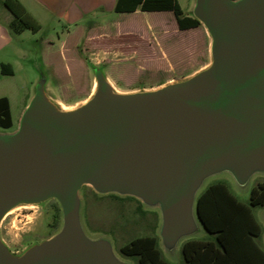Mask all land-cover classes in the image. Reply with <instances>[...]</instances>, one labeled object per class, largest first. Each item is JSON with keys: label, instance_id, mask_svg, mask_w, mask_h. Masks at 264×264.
<instances>
[{"label": "water", "instance_id": "95a60500", "mask_svg": "<svg viewBox=\"0 0 264 264\" xmlns=\"http://www.w3.org/2000/svg\"><path fill=\"white\" fill-rule=\"evenodd\" d=\"M190 16L210 39V61L185 78L119 92L91 66L94 91L65 108L38 70L16 130L0 133V226L10 211L50 201L60 226L18 251L0 233V264H130L108 237L86 232L84 186L156 210L159 246L173 258L205 231L195 201L209 179L227 175L246 190L264 176V0H194Z\"/></svg>", "mask_w": 264, "mask_h": 264}, {"label": "rangeland", "instance_id": "374dc122", "mask_svg": "<svg viewBox=\"0 0 264 264\" xmlns=\"http://www.w3.org/2000/svg\"><path fill=\"white\" fill-rule=\"evenodd\" d=\"M177 1L184 15H190L194 0ZM82 20L83 30L73 31L71 25L49 16L41 19L37 33L25 30L13 35L15 45L25 55L22 60L16 59L10 49L1 51L0 58L9 60L16 74L8 85L13 93V126L8 130L0 128V133L16 130L38 80V70L45 72L48 88L57 102L65 108H73L94 91L91 66L101 68L117 91L132 92L185 78L209 64L210 39L205 29L200 26L181 31L171 12L137 11L118 15L105 8L102 14L90 12ZM216 182L226 183L240 201L247 203L250 190L264 183V176H254L248 188L240 190L229 176L220 175L209 179L202 190ZM79 196L82 223L88 235L108 237L118 254L119 247L137 237L157 235L158 212L144 208L138 200L101 196L87 186L81 189ZM54 203L10 211L0 226L6 244L18 251L54 234L60 226V213ZM263 210L264 206L252 210L262 225ZM207 236L202 231L195 239ZM257 241L264 248V231ZM181 244L173 258L162 251L170 263L182 264ZM124 261L137 264L135 258Z\"/></svg>", "mask_w": 264, "mask_h": 264}, {"label": "trees", "instance_id": "16d2710c", "mask_svg": "<svg viewBox=\"0 0 264 264\" xmlns=\"http://www.w3.org/2000/svg\"><path fill=\"white\" fill-rule=\"evenodd\" d=\"M0 6L12 16L9 29L13 35L25 30L33 33L40 30V25L18 0H0ZM136 11L171 12L181 31L201 26L190 15H184L177 0H117L114 8L116 13ZM3 68L1 72L5 74ZM12 126L8 99L1 97L0 128L8 130ZM54 204L59 211L57 203ZM261 206H264V183L250 190L247 203L240 201L224 182L205 187L196 197L195 209L208 236L181 244L182 264H264V248L257 241L264 226L252 211ZM120 251L135 258L137 264H172L164 257L156 235L137 237L122 246Z\"/></svg>", "mask_w": 264, "mask_h": 264}, {"label": "crops", "instance_id": "0c3cea01", "mask_svg": "<svg viewBox=\"0 0 264 264\" xmlns=\"http://www.w3.org/2000/svg\"><path fill=\"white\" fill-rule=\"evenodd\" d=\"M3 1V0H2ZM26 12L31 15L40 25L41 19L49 16L56 17L59 21H64L71 25L73 31H82L84 23L82 17L90 12L102 14L103 9L108 8L114 12L117 0H18ZM137 12V11H136ZM118 15L132 13H116ZM135 13V12H133ZM12 20L11 14L0 6V53L5 48L13 51L18 60H22L25 55L23 51L15 45L13 34L10 32L9 24ZM41 26V25H40ZM196 29V28H194ZM192 30V29H190ZM17 61V60H15ZM4 66L2 74L1 67ZM15 69L9 60L0 58V98L6 97L9 102L11 112V95L9 86L14 80ZM8 83V84H7ZM12 117V116H11ZM13 122V120H12Z\"/></svg>", "mask_w": 264, "mask_h": 264}, {"label": "flooded vegetation", "instance_id": "af4514ba", "mask_svg": "<svg viewBox=\"0 0 264 264\" xmlns=\"http://www.w3.org/2000/svg\"><path fill=\"white\" fill-rule=\"evenodd\" d=\"M57 211H58V210H57ZM58 212L60 213V211H58ZM83 226H84V224H83ZM84 228H85V227H84ZM85 230H86V229H85ZM156 236H157V235H156ZM157 237H158V236H157ZM191 239H195V238H191ZM196 239H197V238H196ZM188 240H190V239H188ZM121 247H122V246H121ZM121 247H119V249H118V250H119V254H118L117 251L114 249V250L116 251V254H117L121 259H124V260H125V259H127V258H133V257H131V256H126V255H124V254L120 251V248H121Z\"/></svg>", "mask_w": 264, "mask_h": 264}]
</instances>
